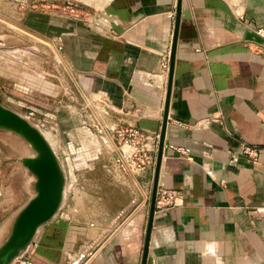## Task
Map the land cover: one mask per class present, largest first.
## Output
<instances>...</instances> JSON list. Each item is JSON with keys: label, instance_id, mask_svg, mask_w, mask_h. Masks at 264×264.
<instances>
[{"label": "crops", "instance_id": "0c3cea01", "mask_svg": "<svg viewBox=\"0 0 264 264\" xmlns=\"http://www.w3.org/2000/svg\"><path fill=\"white\" fill-rule=\"evenodd\" d=\"M28 1L0 0V13L54 46L69 93L105 97L116 122L158 136L176 0H76L98 14L99 31L48 8L64 0H35L33 9ZM182 9L189 18L180 23L158 182L181 200L155 211L147 257L151 264H264V39L256 34L264 0H182ZM26 83L32 87L0 64V84ZM53 95L34 107L70 136L78 117L63 120ZM127 102L131 112L123 114ZM242 144L259 150L258 162L239 152ZM103 158L83 173L90 183L102 171L112 186H82L67 208L62 247L44 248L46 259L35 260V241L24 254L30 264H71L81 254L76 264H140L154 168L124 174Z\"/></svg>", "mask_w": 264, "mask_h": 264}, {"label": "rangeland", "instance_id": "374dc122", "mask_svg": "<svg viewBox=\"0 0 264 264\" xmlns=\"http://www.w3.org/2000/svg\"><path fill=\"white\" fill-rule=\"evenodd\" d=\"M6 20L7 19H4L0 13V25L2 26L3 24V26L9 27L12 32H0V50L4 51L20 48L25 50L28 49V52L32 54L34 50L32 47H36L37 51H39L35 53L37 55L36 59L40 60V67L36 68L34 61H30L31 63L26 61V64H24V58L18 61L14 60L13 65L15 67L12 68L17 70H13L23 74L26 80L31 82L30 85H32V87L29 88L27 83L26 86L20 85L21 87L23 86V88L27 87V90L23 92L18 85H16L15 88L5 85L7 89L11 88L9 89L12 91L10 94L17 95L20 98L23 96L26 100H17L16 98L18 97L6 99L0 96L1 104L23 114L24 109H22L18 103L23 102L28 107H34L35 99L42 100L40 99L42 97L51 99L49 96L53 93L54 95L56 94V98L54 95L53 97L57 102V104H55L58 106L57 112L61 115L63 120L67 119L70 115H75L79 120V115L82 116L88 111L86 106L90 107L102 121L108 124H114V122L120 118L117 116L112 103L105 97L101 98L93 95L75 97L70 94L67 86L70 79L64 62L54 46L45 39L35 37L33 34L21 30L19 27L16 25L14 26ZM6 37H12L13 40L7 42L4 40ZM38 44L40 46L37 47ZM48 85L50 88L47 87ZM52 87L58 91L55 92ZM47 89L49 91H47ZM68 105L76 106L75 111L69 112L66 109ZM100 106H103V109L107 106L108 109L103 110ZM63 129L64 128L59 126L58 131L53 132L55 135L48 134V136L51 141L50 143L55 147L63 164L66 177L65 196L60 211L49 223L39 229L35 237L36 243L40 241L41 236L46 230V226L50 223L63 221L62 224L66 228L67 219H69V216H67V208L70 207L73 197L77 202L80 200L82 186H99L100 184H102V186H112L111 180L106 179L104 174H102L101 177L102 171L100 176L97 174L95 180L89 183L81 166L74 167L71 159L66 161V158H69L65 148L68 138ZM29 153L30 150L28 146L21 138L10 132L0 131V242L7 233L9 224L14 215L32 194V177L20 163V159L23 156H27ZM102 161L108 160L103 159ZM75 163L80 164V159H77ZM27 260L29 261V259Z\"/></svg>", "mask_w": 264, "mask_h": 264}, {"label": "water", "instance_id": "95a60500", "mask_svg": "<svg viewBox=\"0 0 264 264\" xmlns=\"http://www.w3.org/2000/svg\"><path fill=\"white\" fill-rule=\"evenodd\" d=\"M25 2L26 0H21ZM189 12L182 9V0H176L175 18L168 54L166 92L163 104V116L157 137V149L154 160V171L150 198V209L146 221L143 250L140 264H151L147 257L155 201L158 192L159 172L164 153L165 134L169 114L171 88L174 76L175 53L179 39L181 20H187ZM0 32L8 33L5 28ZM41 48V47H40ZM130 103L122 105L123 114L130 113ZM137 113L134 112V115ZM0 131L10 132L21 138L28 146L30 153L20 159L21 165L32 177V194L26 203L17 211L9 224L8 231L0 242V264H13L23 259L24 254L34 244L39 229L49 223L60 211L65 196V172L55 147L44 136V131L34 125L23 114L0 103ZM81 254L73 263H78Z\"/></svg>", "mask_w": 264, "mask_h": 264}, {"label": "built area", "instance_id": "2783aa9c", "mask_svg": "<svg viewBox=\"0 0 264 264\" xmlns=\"http://www.w3.org/2000/svg\"><path fill=\"white\" fill-rule=\"evenodd\" d=\"M37 5V1L29 0L26 6L33 9ZM43 6L45 7L46 5ZM48 6V8L54 10L55 14L75 21L88 23L94 26L98 31L102 29L98 14L83 7L76 0H64L60 5ZM168 17L172 18L173 13L170 12ZM256 34L264 39V29L258 28ZM35 37L40 38L39 36ZM38 46L40 45L38 44L37 47ZM32 48L34 49L32 54L28 52V49L0 50V64L5 69L13 71V69H15L12 68L15 67L13 65L14 60L18 61L24 58V64H26V61H34L36 68L40 67V60L36 59L37 55L35 54L39 51H37L36 47ZM163 66L167 67L166 62ZM11 92L12 91L7 89L4 85L0 84V96L5 98L8 95H12L10 94ZM93 96L97 97V94ZM98 97L101 96L99 95ZM18 105L24 109L23 116L45 133L55 135L53 132L58 131V127L60 126L58 120H48L37 108L28 107L26 104L20 103H18ZM86 107L88 111L85 112L84 115L81 116L76 114L79 115V120L73 133L70 136H67L66 133L68 140L65 148L69 157L66 158V161L71 159L74 167L81 166L83 170L93 169L95 167V162L102 156H104L103 159H105L107 154H109L107 152H110L114 156L109 159L108 162H110L112 167L118 168V170L124 174H137L147 169L154 168L157 135L147 133L130 122H114V124H108L102 121L90 107ZM100 107L103 109V106ZM66 109L69 112H74L76 106L68 105ZM104 109L106 110L108 107L106 106ZM208 121H219V118L212 117L208 119ZM239 152L248 156L254 162L259 161V150L256 147L242 144ZM77 159H80V164L75 163ZM180 200L181 195L179 191L169 188H159L155 201V211H165L170 207L176 206ZM16 264H30V262L23 258L19 259Z\"/></svg>", "mask_w": 264, "mask_h": 264}, {"label": "trees", "instance_id": "16d2710c", "mask_svg": "<svg viewBox=\"0 0 264 264\" xmlns=\"http://www.w3.org/2000/svg\"><path fill=\"white\" fill-rule=\"evenodd\" d=\"M12 93V92H11ZM61 222H52L49 225L46 226V230L44 231L43 235L40 238V241L38 242L40 249L36 252L37 256L34 254V259L36 260L37 257L41 256L46 259L48 256L47 252L49 250H45L44 248L48 249H57L59 247H62L66 228ZM29 259V257H27ZM32 259V258H30Z\"/></svg>", "mask_w": 264, "mask_h": 264}, {"label": "bare ground", "instance_id": "6f19581e", "mask_svg": "<svg viewBox=\"0 0 264 264\" xmlns=\"http://www.w3.org/2000/svg\"><path fill=\"white\" fill-rule=\"evenodd\" d=\"M86 1V0H85ZM88 2V1H87ZM44 136L46 137V139L49 141V136L47 133H44ZM50 142V141H49Z\"/></svg>", "mask_w": 264, "mask_h": 264}]
</instances>
